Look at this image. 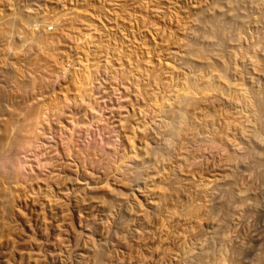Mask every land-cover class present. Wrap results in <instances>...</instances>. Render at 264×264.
Returning a JSON list of instances; mask_svg holds the SVG:
<instances>
[{"label":"rangeland","instance_id":"374dc122","mask_svg":"<svg viewBox=\"0 0 264 264\" xmlns=\"http://www.w3.org/2000/svg\"><path fill=\"white\" fill-rule=\"evenodd\" d=\"M0 264H264V0H0Z\"/></svg>","mask_w":264,"mask_h":264}]
</instances>
